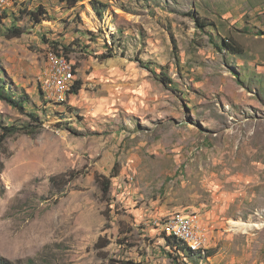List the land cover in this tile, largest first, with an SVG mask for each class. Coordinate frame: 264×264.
Returning a JSON list of instances; mask_svg holds the SVG:
<instances>
[{
	"label": "rangeland",
	"instance_id": "rangeland-1",
	"mask_svg": "<svg viewBox=\"0 0 264 264\" xmlns=\"http://www.w3.org/2000/svg\"><path fill=\"white\" fill-rule=\"evenodd\" d=\"M103 1L0 0V76L28 100L0 123L38 130L0 151L1 264H264V0ZM187 214L202 255L169 241Z\"/></svg>",
	"mask_w": 264,
	"mask_h": 264
},
{
	"label": "trees",
	"instance_id": "trees-1",
	"mask_svg": "<svg viewBox=\"0 0 264 264\" xmlns=\"http://www.w3.org/2000/svg\"><path fill=\"white\" fill-rule=\"evenodd\" d=\"M60 2L66 4L69 8H76L79 4L84 3L86 1H88L93 10L96 12V14L100 17L104 16V13L106 11V8H108V2L103 1V0H59ZM29 17L31 18V21L34 24L40 25L42 24V22L45 20L46 16H47V10L44 9V7H39L38 10L28 13ZM5 18V17H3ZM198 22V26L200 28H205L209 25H203L202 22L200 20L197 21ZM0 24H2V18L0 17ZM6 36L8 38H19L22 37L25 34V31L18 27L15 22L12 23L11 28L6 30ZM58 45V44H56ZM231 46V45H228ZM57 48V47H56ZM53 51H55L54 49H52ZM58 50V49H57ZM56 52V51H55ZM57 54H60L59 51L56 52ZM84 83L82 81H77L72 87L70 93L72 95H76L79 94L82 89H83ZM15 94L17 93H13L11 90H8V88L6 87V84L2 81V77L0 76V100L1 101H6L7 103L15 106L16 108L20 109L21 112L25 111V106H27L28 100L27 97L23 94H20L19 97H17ZM22 96V97H21ZM22 98V99H21ZM31 117L33 119L34 122H36L41 128L43 126L42 123H40L39 119L37 118L36 114H31ZM0 129L2 130V133L0 135V151L2 150V147L4 146V144L7 143V140L10 139L11 137L17 135L18 133H25L27 135H35L38 130H35V128L31 127V125L25 126V127H18L15 125H1L0 123ZM5 170V165L1 164L0 165V184H1V175L3 174ZM117 177L119 176V174L116 175ZM58 179V178H57ZM57 179H54L52 182H55ZM98 182L103 190V193L105 196H108L112 187V183L109 179L107 178H99ZM169 241L172 244H176V246L180 247V248H186L185 243L179 239H177L176 237H172L171 239H169ZM110 243L107 242L106 245H102V248H105L109 245ZM193 255H202L203 253H192L189 252ZM0 264H1V260H0Z\"/></svg>",
	"mask_w": 264,
	"mask_h": 264
},
{
	"label": "bare ground",
	"instance_id": "bare-ground-1",
	"mask_svg": "<svg viewBox=\"0 0 264 264\" xmlns=\"http://www.w3.org/2000/svg\"><path fill=\"white\" fill-rule=\"evenodd\" d=\"M65 73V76H64ZM52 74L53 77L49 82L50 87H54L58 94L59 98L57 100L63 99L65 96V89L66 85L68 83L69 76L71 75V67L70 63L66 58H61V57H55V61L53 62V67H52ZM64 76V78H63ZM63 78V79H62ZM48 95L52 93V89L50 88H45L44 89ZM54 93H52L53 95ZM173 219V227H181V225H188V226H195V221L189 217V216H181V215H175L172 216L168 219L167 228L170 231V234L177 239L183 241L185 245L189 248L190 251L192 252H201L204 249V240H205V234L202 231L201 234H199V243L198 241H190L188 239V236H181L178 232L172 231V223L169 220ZM197 226V224H196ZM233 227L236 229H242L246 230L248 228H254L257 227L256 224L252 223H244V222H233Z\"/></svg>",
	"mask_w": 264,
	"mask_h": 264
},
{
	"label": "built area",
	"instance_id": "built-area-1",
	"mask_svg": "<svg viewBox=\"0 0 264 264\" xmlns=\"http://www.w3.org/2000/svg\"><path fill=\"white\" fill-rule=\"evenodd\" d=\"M64 76H65V73H64ZM187 215L189 216V214ZM169 221L172 223V231L178 232L181 236H188V239L190 241L199 242V234L202 233V228H200V226H196L195 224V226L181 225V227H173V219Z\"/></svg>",
	"mask_w": 264,
	"mask_h": 264
}]
</instances>
